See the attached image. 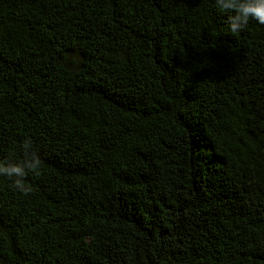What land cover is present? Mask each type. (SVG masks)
Here are the masks:
<instances>
[{"label":"trees","instance_id":"trees-1","mask_svg":"<svg viewBox=\"0 0 264 264\" xmlns=\"http://www.w3.org/2000/svg\"><path fill=\"white\" fill-rule=\"evenodd\" d=\"M215 0H0V264H264V25Z\"/></svg>","mask_w":264,"mask_h":264},{"label":"clouds","instance_id":"clouds-1","mask_svg":"<svg viewBox=\"0 0 264 264\" xmlns=\"http://www.w3.org/2000/svg\"><path fill=\"white\" fill-rule=\"evenodd\" d=\"M215 4L221 13L227 14V30L232 34L244 30L250 21L264 25V0H215ZM22 148L23 159L0 160V177L7 178L15 190L28 195L32 188L26 183L27 177L40 168L42 161L31 140H25Z\"/></svg>","mask_w":264,"mask_h":264}]
</instances>
